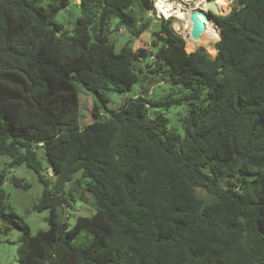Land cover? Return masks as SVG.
I'll return each mask as SVG.
<instances>
[{"label":"trees","instance_id":"1","mask_svg":"<svg viewBox=\"0 0 264 264\" xmlns=\"http://www.w3.org/2000/svg\"><path fill=\"white\" fill-rule=\"evenodd\" d=\"M71 1L0 0V164L8 159L0 221L22 230L18 263L264 264V0H238L214 16L222 32L214 58L187 52L171 18L153 31L156 51L116 52L112 21L139 38L151 28L142 14L155 12L154 0H80L82 16L66 36L56 18ZM141 80L183 85L197 99L205 92L183 138L150 114L179 101H149L148 89L109 118L97 102L93 122L81 126L77 84L105 103ZM22 168L44 185L35 210L50 211V228L36 234L6 211L7 178L31 186L17 176ZM77 188L94 196L97 211L71 228L61 210L75 208ZM82 231L92 240L77 246Z\"/></svg>","mask_w":264,"mask_h":264},{"label":"rangeland","instance_id":"2","mask_svg":"<svg viewBox=\"0 0 264 264\" xmlns=\"http://www.w3.org/2000/svg\"><path fill=\"white\" fill-rule=\"evenodd\" d=\"M158 1L159 0H154V7L157 6ZM202 1L203 0H182L177 1L176 5H181L184 12H189L194 10ZM55 2L56 0H42L41 5L47 7L49 4ZM238 7V0H233L226 14H218L213 10H209V12L214 16H225ZM133 13L138 15L139 12L135 10ZM159 13L160 10L156 9L155 12L152 11L142 14L144 18L143 20L150 19L152 25L151 28L139 38L132 37V35L126 30L124 26H120L119 30H117L116 28L120 25V21L118 19H114L111 23L112 32L110 35V39L115 45L116 52H120L126 45H129L135 51H138L141 48L148 49L149 51H152V49L153 51H156L155 48H151V44L153 41V31L155 30L160 19L171 18L172 28L184 39L187 52L190 53L196 50L204 49L211 57L214 58L216 56L217 52L214 53L215 55L211 54L209 48L216 50L215 45L220 40L216 43L211 42L209 44H206V42L209 41L208 38H206L204 39V43L191 50L190 48H187V38L190 37L189 31L185 28L187 26V22L179 20L174 16L168 17L165 14ZM81 16L82 7L80 5V0H72L66 9L61 11V13L56 18V21L64 25L65 35L70 37L73 35L72 30L75 23ZM212 22L216 24L214 19L212 20ZM204 35L201 37V39L204 37ZM140 66H142L143 70L145 71L146 62L142 63V65ZM77 87L81 101L80 123L82 127H85L86 125L93 122L92 113L97 102L99 104V110L101 111L103 117L109 118V111L120 109V107H122L127 100L141 95L143 90L148 89L149 94L146 98L149 101L167 102L168 100L172 99L179 101L178 103L173 104L170 107H167V105L154 107L151 109L150 114L152 117H164L168 123V130L171 133L183 138L185 136L184 119L191 113L194 108H197L199 106H206V103L203 101L205 92L197 99L195 97L193 89L187 88L183 85L169 84L167 82L162 84L154 82L150 85L149 82L141 80V82L136 84L131 91H128L126 93L121 94L115 91L107 93L108 101L105 103L98 101L97 95L87 92L83 85L77 84ZM39 155L44 164V167L47 169L49 167V163L42 149L39 150ZM2 161L3 162L0 165V170L4 168V164L8 161V159L2 158ZM17 176L21 179L26 180V182H28L31 186L28 189L17 187L12 183L11 176H9L4 186V191L7 195L5 200L6 211H14L18 215L19 220L30 227L32 234H36L39 231L48 230L50 228L48 222L50 211L45 210L43 212H38L35 210V206L42 196L44 185L39 181L38 175L35 172L26 168L20 169L17 172ZM48 177L54 180L55 175L51 177L48 174ZM79 177L80 173L76 175V178ZM75 187L76 185L74 183H69L67 185V190ZM76 190V196L78 200L75 204V208H62L61 210L62 221L68 223L69 227L71 228L77 224V219L79 217H91L97 211L94 196L89 192H84L82 188H77ZM198 192L200 196L204 197L207 201H210L212 199L204 189H198ZM22 239L23 233L21 229L16 226H10L5 219H2L0 221V262L2 264H19L18 249L22 243ZM91 240L92 236L82 231L73 240V243L79 246L88 244Z\"/></svg>","mask_w":264,"mask_h":264},{"label":"bare ground","instance_id":"3","mask_svg":"<svg viewBox=\"0 0 264 264\" xmlns=\"http://www.w3.org/2000/svg\"><path fill=\"white\" fill-rule=\"evenodd\" d=\"M177 1H182V0H159L157 7L160 10L161 14H165L168 17L174 16L179 20H183L187 22V26L185 28L189 31V35H190V37L187 38V48H190L192 50L198 47L200 44L204 43V39L206 38H208L209 40L208 42H206V44H209L211 42L216 43L217 41H219L221 37L220 35L221 29L217 24L212 22L211 19L207 23V31L202 39L196 40L191 35L192 28H193V23L191 22V16L194 10L198 8L199 9L201 8L202 10H204L206 14L209 12V9L207 8L208 2H206V0H203L202 2H200L194 10L189 11V12H184L182 10L181 5H176ZM183 1H187V0H183ZM212 1L216 3L219 7V11L217 12L218 14H226L233 0H212ZM209 51L211 52V54H214L217 52L216 50H213L212 48H209Z\"/></svg>","mask_w":264,"mask_h":264},{"label":"water","instance_id":"4","mask_svg":"<svg viewBox=\"0 0 264 264\" xmlns=\"http://www.w3.org/2000/svg\"><path fill=\"white\" fill-rule=\"evenodd\" d=\"M207 3V8L209 10H214L215 12L219 11V7L216 3H214L212 0H206ZM211 20H215L214 15H212L210 12L207 14L205 13L204 10L201 8L194 10L192 16H191V22L193 23V28H192V37L196 40H200L201 37L206 33L207 31V22ZM216 22V20H215ZM217 24V22H216ZM218 25V24H217ZM219 26V25H218ZM220 27V26H219ZM221 29V27H220ZM220 31V35H221ZM221 40V39H220ZM50 171L52 169L50 168Z\"/></svg>","mask_w":264,"mask_h":264},{"label":"built area","instance_id":"5","mask_svg":"<svg viewBox=\"0 0 264 264\" xmlns=\"http://www.w3.org/2000/svg\"><path fill=\"white\" fill-rule=\"evenodd\" d=\"M155 9H158V7L156 6ZM214 11V10H213ZM160 14V13H159ZM48 174L52 177L54 176V173L52 171H48Z\"/></svg>","mask_w":264,"mask_h":264},{"label":"crops","instance_id":"6","mask_svg":"<svg viewBox=\"0 0 264 264\" xmlns=\"http://www.w3.org/2000/svg\"><path fill=\"white\" fill-rule=\"evenodd\" d=\"M2 162H3V161H2V159H1V164H2ZM1 164H0V165H1ZM48 171H50V169H49Z\"/></svg>","mask_w":264,"mask_h":264}]
</instances>
